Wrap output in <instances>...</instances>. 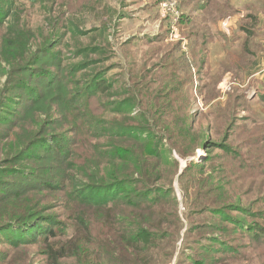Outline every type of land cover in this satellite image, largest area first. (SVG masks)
I'll use <instances>...</instances> for the list:
<instances>
[{
	"label": "rangeland",
	"instance_id": "rangeland-1",
	"mask_svg": "<svg viewBox=\"0 0 264 264\" xmlns=\"http://www.w3.org/2000/svg\"><path fill=\"white\" fill-rule=\"evenodd\" d=\"M17 1L22 9L21 19L30 21L29 25L36 37L49 32L50 26L55 25L54 10L56 12L57 7L64 5L65 36L52 47L50 60H53L50 63L43 65V62H38L34 66L45 68L44 72L21 76L26 90L21 88L22 92L14 90L9 94V102L1 111L5 113L6 119L0 123V134H8L4 142L12 143L14 134L18 135L21 142L38 128L36 123L48 121L50 125L44 129L39 128L38 133L43 129V136L53 135L54 139L65 141L67 144H63V147L66 145V150L79 146L83 140V131L88 133L86 140L98 143L102 148L106 147L110 139L104 136L95 139L89 135L94 133V120L106 121L113 117L107 114L111 111L110 108L106 110L110 105L114 109L125 107L127 111L135 110L132 115L137 113L135 119L139 122L135 125L147 127L138 109L132 106L133 101L127 100L123 94L126 90L122 85L128 87L130 82L138 84L144 80V83H154L155 74L172 71L166 70L169 64L179 68L177 77H180L183 68V71H189V75L183 78L191 84L188 92L192 99L191 113L197 121L196 130L207 128L205 136L208 140L205 149L198 147L184 159L172 153L177 171L169 185V194L164 198L153 194L148 197V200L159 198L174 205L176 203L181 230L170 264H175L176 260H180L181 264H207L208 260L204 257L206 254L219 259L226 258L222 264H259V259L263 261V257L257 256L261 251V244L258 243L260 234L251 229L264 225L260 218L264 214V205L254 202L264 198V43L263 46L261 44L264 35L261 28L256 30L258 20L255 10L263 9L264 1L257 3L258 0H245V3H250L247 10L241 9L244 0ZM71 11L74 13L71 14ZM11 20L10 14L7 24ZM216 22L217 25H214ZM35 47L31 46V50ZM257 58H262L263 63H257ZM5 78V75L0 78V89ZM52 82L53 85L49 86ZM88 85V93H97L86 103L82 102L86 96L74 99L72 95H66L67 91H77L80 86L85 89ZM180 94L182 92L179 90L177 96ZM63 95L71 101L60 106L59 100ZM206 116L210 118L205 123ZM21 117L25 121L20 130L12 132L8 125L18 124ZM120 117L126 118L127 115ZM116 119H120L119 116ZM28 141L22 145L20 143L18 153L13 158L10 157L12 151L1 155L0 159L5 158L2 164L4 169L13 164L31 173L35 171L36 180L43 182V185L50 178L59 180L61 176L63 179L72 176V179L78 180L85 179L84 174L92 175L90 166L94 164L87 165L89 159L84 154L81 162L86 163L87 167L83 166L86 171L80 176L73 174L75 170L69 166L68 161L64 162L68 163L67 166H59L57 161L51 160L55 155L61 159V153L54 148L52 141L49 143L53 144L54 152H48L52 145L46 144L45 150L36 146L34 157L17 162L14 159ZM105 161L106 156L100 154L99 163ZM249 165L260 168L250 169ZM184 169L185 172L179 178ZM250 175L253 178L242 179ZM32 185L31 179L24 181L18 176L0 175V264H47L43 239L47 237L48 231L55 233L57 238L69 234L68 227H71L73 218L65 207L68 199L66 193L75 189L82 191L84 187L72 182L64 185L68 192H37L38 188L26 192V188ZM219 189L225 195L217 196ZM6 192L15 193L19 199L5 204L3 200ZM84 193L80 195L83 197ZM201 194H206L207 201L216 197L220 204H225L226 195L232 202L240 198L239 202L245 211L231 213L244 223L229 221L226 224L229 230L220 232L219 226L223 220L210 213L189 217V213H193L191 209H196V206L190 204H197ZM89 197L108 203L107 206L111 208L105 213L116 219L124 220L127 211H131L126 202L132 198L126 190H112L103 195L90 193ZM192 198L196 203H192ZM35 203L39 206L34 207ZM187 203L189 209L185 206ZM51 206L52 209L48 210ZM80 209L85 213L84 219L90 227L101 233L100 210L84 204ZM29 210L36 214H27L20 222L36 220L20 226L24 232L16 238V231L21 230L3 225L13 221L21 212ZM41 217L48 218L50 223H40L44 219ZM207 223L214 229H204ZM190 225L195 230H189ZM185 234L190 239L182 243ZM21 236L24 241H17L23 239ZM223 242L226 247H235L237 254L233 256L224 252L216 255L215 249H221L220 243ZM86 247L90 250L91 246ZM118 256L115 243L110 241L100 249L99 264H115ZM67 264L75 262L69 258Z\"/></svg>",
	"mask_w": 264,
	"mask_h": 264
},
{
	"label": "trees",
	"instance_id": "trees-1",
	"mask_svg": "<svg viewBox=\"0 0 264 264\" xmlns=\"http://www.w3.org/2000/svg\"><path fill=\"white\" fill-rule=\"evenodd\" d=\"M17 3V0H0V78L4 75L6 76L0 89V123L6 119L4 117L5 113L1 111L5 108L4 105L9 102V94L14 90H19L20 92H22V89L26 90L25 83L20 79L21 76L38 75L44 72L45 68L34 66L38 62H43V65H45L49 61H52L53 58L50 60L52 47L65 36L63 33L65 30L63 21L64 5L57 7L58 11L55 12L54 10L53 14H56V17L53 22H55V25L53 27L50 26L49 32L36 37L33 33V28L29 25L30 21L21 19L20 14L22 9ZM54 3H56V0H54ZM11 5L12 11L10 10ZM73 13L71 11V14ZM10 14L12 20L7 24L8 21L6 22V20H9ZM49 17H47V20ZM33 45H36V47L31 50V46ZM170 69L172 71L160 75L155 74L154 83H144V80L138 82V84L130 82L131 85L128 87L125 84L122 85L123 89L126 90L123 94L127 96V100L133 101L132 106L138 109V112H140L139 116L143 118V123L147 127L135 125L139 123L135 119L138 116L137 113L132 115L135 110L133 112L131 110L127 111L125 107L114 109L110 105L106 110L108 111L110 108L111 111L107 114L113 117L108 118L106 121L94 120L96 124L92 127L94 133L93 135H89V137L95 139H101L103 136L110 139L106 147L102 148L100 144L86 140L88 133L87 131H83V140L81 143L79 142V146H76L72 150H66V145L63 147V144H67L65 141H60L57 138L54 139L53 135H50V137L42 135V130L50 125L48 121H43L41 124L39 122L36 123V127L38 128L31 131L25 140L21 142L18 135L14 134L13 142L6 143L4 140L8 134H0V158L1 155L11 151L13 155L10 157L13 158L18 153L20 143L22 145L29 140L23 146L24 149L17 155V158L14 159L17 162L34 157V148L36 146H40L42 150H45L44 146L46 144L52 145L51 149L48 150V152L52 153L54 152L52 150L54 144V148L58 149L61 153L59 155L61 159L59 160L55 155V158L53 157L51 160L57 161L56 164L59 166H67L68 163L64 162L68 161L69 166L75 170L73 174L80 176L84 174V170L86 171V169H83L86 163L81 162L83 154L89 159L87 165L94 164L90 166V170L91 168L93 170V173L90 172L92 175L87 176L84 174L85 179L76 180L72 179V176L70 179H63L61 176L59 180L50 178L43 185V182L36 180L37 175L35 171L31 173L30 170L19 168L13 164L8 169H4L2 164L5 158L0 159V175L18 176L24 181L28 179L33 181V185L26 188V192L34 191V188H38L36 189L37 192L42 190L61 192L67 190V187L64 189L66 183L71 184L72 182L84 187L82 191L75 189L68 192L67 190L66 196L68 199L65 202V207L70 211L68 214H71L73 218L71 227H68L69 234L67 237L57 238L54 235L55 233L48 231L47 237L43 239L47 264H67L69 258L75 264H99L101 260L99 257L100 249L110 241L115 243L116 252L119 254L117 260L114 262L115 264H170L176 251V244L179 240L181 228L179 227V219L176 215V203L174 205L170 201L160 200L159 198H164L163 196L169 194L171 189L169 185H171L177 171L176 161L171 155L174 153L179 158L184 159L190 156L198 147L205 149L208 140L205 136L207 128L197 131V121L194 119V114L191 113L192 99L188 92L191 84L183 78L189 75V71H183V68H181V76L177 77L179 68L174 67V64H169L166 66V70ZM44 76L51 78L49 75ZM52 85L53 82L49 86ZM81 86L84 85L81 84ZM81 86L77 91H74L75 89L67 91L66 95H72L71 97H74V99L86 96L82 101L86 103L88 99H93L97 92L92 91L88 93L90 85L85 89ZM179 90L182 94L177 96ZM87 93L88 95H84ZM66 95L60 97V106L71 101ZM39 98L37 99L39 100ZM10 103L16 104L15 101H11ZM123 115H127V117H120ZM117 116L120 119H116ZM209 118V116H206L204 122L206 123ZM24 121L25 118L21 117L18 119V124L3 125L10 126L12 132H15V130H20ZM39 128L43 129L38 133ZM51 141L53 144L49 143ZM120 143L128 145H120ZM61 144L62 146H60ZM73 144L75 145V143ZM100 154L106 156L105 162L99 163ZM81 164L82 167H80ZM87 165H85V168ZM249 168L258 169L260 167L249 165ZM56 169L58 170V168ZM107 170L109 171L103 174ZM183 172H185V169L179 174V178H181ZM248 178H253V176L250 175L242 179ZM112 190H126L131 194L132 200L126 202L131 207V211H127V216L124 220L116 219L105 213V211L111 208L107 206L108 203L103 202L101 199L94 200L89 197L90 193L103 195ZM217 191L219 192L217 196L221 197L225 195L223 190L219 189ZM83 192L85 193L82 197L80 193L82 194ZM152 194L159 198L148 200V197ZM205 196L206 194H201V199L197 204H190L196 206V209H191L193 213H189V217L210 213L223 220L219 226L221 228L220 232L229 230L226 225L229 221L240 224L244 223L231 213L233 211H245L239 202L240 198H236V202H232V199L226 195L225 204H220L219 200H216V197L207 201ZM17 199L19 198L15 193L10 194L6 192L3 202L8 205ZM191 201L192 203H196L194 198ZM254 202L264 205V198ZM83 204L90 206L92 209L96 210L97 208L100 210V219L102 221L100 227L101 233L91 228L87 221H85L86 215L80 209V206ZM33 206L38 207L39 205L35 203ZM185 206L189 209L188 203ZM51 209L52 206L48 207V210ZM38 211L39 209L36 212ZM27 214L36 213L30 210L23 211L15 216L13 221H8L3 226L22 231L20 226L36 220L31 219L27 222H20L22 221L21 218ZM261 216V220L264 221V214ZM41 218L44 219L40 223L49 222L48 218ZM204 225H206L204 229H214L210 223ZM192 226L190 225L189 230H195L192 229ZM253 230L257 234H260L258 243L261 244V251L257 256L259 258L263 257V261L259 259V264H264V243L261 242V239L264 238V225H257L254 229H251V231ZM21 231H16V238L20 237V233L23 232ZM21 237L23 239L16 240L19 242L21 240L24 241V237ZM247 237L249 238V236ZM189 239L186 238L185 234L182 238V243ZM252 241L255 243L254 239ZM198 242L199 240L196 244ZM220 245L222 248L215 249L214 251L216 255L223 254L224 252H228V255L233 256L237 254L234 251L235 247H226L225 242L220 243ZM86 246H91L90 250ZM104 255L107 256L105 252ZM204 257L208 260L207 264H222L226 260V258L219 259L211 257L208 254L204 255ZM175 264H181L180 260H176ZM192 264L205 263L198 262Z\"/></svg>",
	"mask_w": 264,
	"mask_h": 264
},
{
	"label": "crops",
	"instance_id": "crops-1",
	"mask_svg": "<svg viewBox=\"0 0 264 264\" xmlns=\"http://www.w3.org/2000/svg\"><path fill=\"white\" fill-rule=\"evenodd\" d=\"M224 1H225V0H224ZM239 1H240V0H239ZM263 1H264V0H258L257 3H263ZM244 3H245V0H244ZM249 4H250V3H245V4L242 5V7H241V6H240V7H241L242 10H244V9L247 10V9L249 8ZM226 7H227V9L229 10V6L227 5ZM255 10H256V20H258V24H257V26H256V30L259 29V28H261V29H262V30H261V31H262V35H264V26L262 25V23L264 22V8H263V9H262V8H261V9L258 8V9H255ZM246 14H247V13H246ZM245 16H246V15H245ZM227 18H228V17H227ZM223 20H226V19H223ZM223 20H221V21H223ZM260 22H261V24L259 25ZM214 25H217V22H216V24H214ZM257 32H258V31H257ZM263 43H264V41H262V43H261L262 46H263ZM256 62H257V63L260 62V64L263 63L262 58H257V59H256ZM263 66H264V63H263ZM262 70H263V68H262Z\"/></svg>",
	"mask_w": 264,
	"mask_h": 264
},
{
	"label": "bare ground",
	"instance_id": "bare-ground-1",
	"mask_svg": "<svg viewBox=\"0 0 264 264\" xmlns=\"http://www.w3.org/2000/svg\"><path fill=\"white\" fill-rule=\"evenodd\" d=\"M22 232V231H21ZM24 232V231H23Z\"/></svg>",
	"mask_w": 264,
	"mask_h": 264
},
{
	"label": "built area",
	"instance_id": "built-area-1",
	"mask_svg": "<svg viewBox=\"0 0 264 264\" xmlns=\"http://www.w3.org/2000/svg\"><path fill=\"white\" fill-rule=\"evenodd\" d=\"M263 70H264V68H263Z\"/></svg>",
	"mask_w": 264,
	"mask_h": 264
}]
</instances>
